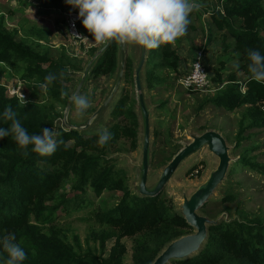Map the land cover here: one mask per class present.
<instances>
[{"label": "trees", "instance_id": "1", "mask_svg": "<svg viewBox=\"0 0 264 264\" xmlns=\"http://www.w3.org/2000/svg\"><path fill=\"white\" fill-rule=\"evenodd\" d=\"M201 1L198 0L201 6L189 14V21L192 15L209 11L214 30L226 29L233 39L231 51L239 59L235 63L236 70L243 74L241 81L234 72L223 75L226 67L221 61V66L210 76L211 81L218 84L217 91L206 100L226 111L240 109L238 141L245 130L264 127V81L251 79L246 56L248 49H258L264 55L263 0H216V8ZM36 3L38 14L72 8L64 0H36ZM235 19L240 20L238 25L234 24ZM189 23L187 27L193 29L194 25ZM78 26L91 38L80 23ZM19 32L17 27L8 29L0 14V64L11 69L37 100L30 98L20 105V98L15 94L8 96L5 86L0 84V112L5 106H11L30 134L51 128L58 133L55 138L60 143L51 155H39L31 150V145L18 146L11 134L0 138V236L15 235L14 242L27 254L22 264H123L126 252L123 237L132 238V264H150L166 242L189 233L191 226L172 208L170 201L161 196L162 192L156 196L132 193L125 174H120V169H115L105 156L107 147L120 137L129 138L131 147H136L137 122L132 104H127V94L116 101L112 113L123 115L129 124L109 126L112 138L103 146L96 143L99 130L88 136L83 129L57 126L55 120L62 116V111L57 110L56 105H65L68 101L71 95L68 82L72 73L82 70L80 62L72 61L64 52L56 57L49 53V48L39 42L44 38L42 30L32 32L33 36L26 32L17 38ZM88 49L92 55L97 50L94 46ZM152 57L148 76H152L157 67L178 69L179 55L172 43L157 47ZM118 68L119 42L112 40L90 66L87 78L107 75L115 78ZM131 70L133 76L131 59L126 56L123 77H129ZM50 73L56 78L48 83L44 77ZM153 77L159 82L164 80V76ZM151 84L149 77L148 86ZM9 124L10 121L0 117V127L6 128ZM39 161L50 169H42ZM235 163L242 168H262L246 152L238 154ZM69 181L73 190L83 191L89 186L97 196L104 190L121 193L115 205L93 213L100 228L92 230L90 236L98 245L82 249L77 242L78 248H75L54 225L55 211L68 201L65 186ZM233 197L228 193L222 201ZM113 236L114 243L106 252L105 243ZM5 257L6 253L0 248V264H4ZM169 264H264V219L258 216L246 217V220L233 218L210 225L206 240L196 254L173 259Z\"/></svg>", "mask_w": 264, "mask_h": 264}, {"label": "rangeland", "instance_id": "2", "mask_svg": "<svg viewBox=\"0 0 264 264\" xmlns=\"http://www.w3.org/2000/svg\"><path fill=\"white\" fill-rule=\"evenodd\" d=\"M201 3L217 7L216 0H202ZM262 4L264 6V0ZM36 7L37 3L33 0H0V14L4 16V24L8 29L14 27L19 29L20 32L16 35L17 38L26 32L33 36L34 33L32 32H36L37 29L42 30L44 38L40 39L39 42L49 48V53L54 54L53 56L56 57L60 52H64L72 61L80 62L82 70L72 73L71 80L68 82L69 92L72 94L92 53L87 48L86 52L82 54L81 51L84 50L80 46L77 49L70 46L60 13L52 10L48 14H38ZM189 22H192L194 28L187 27L185 34L172 43L179 59H181V55L182 57L191 58L192 53L194 55L196 50L201 49L204 51L203 62L209 70L210 76L213 75L216 67L221 66V61L224 62L226 67L223 75L229 72H234L237 75V70L233 65L238 63L239 59L232 54L233 39L227 33V30H214L209 11H201L200 14L192 15ZM239 23L240 20L235 19L234 24L238 25ZM90 43H92L91 40ZM226 44L227 48H225ZM94 47L97 48V46ZM126 48V56L131 59L134 69L139 50L137 45L133 43H126ZM155 51H157V48L146 49L147 59L141 71L144 95L150 109L149 174L153 175L151 176L153 178L163 165L169 161L171 155L191 139V134H200L205 130L215 129L226 139L232 160L225 178L217 185L204 205L197 210V213L217 223L233 218L246 220V217L250 219L258 216L264 219V127L245 130L242 133V139L237 141L236 132L240 109L230 112L206 101L207 98L215 95L218 84L211 81L213 87L207 92L186 90L177 82L183 71L180 68L172 71L157 67L150 74L152 76H148L147 71L151 68L152 56ZM153 75L164 76V80L159 82ZM149 77L150 82H152L151 86H148ZM237 77L240 81L243 80V74L240 71ZM114 80L113 75L103 76L99 79L86 77L78 94L87 95L90 106L83 113L77 114L74 105H71L67 121L73 125L83 124L103 102ZM0 84L5 86L8 96L15 94L19 98L21 96L24 101L30 98L37 100L30 93V90L13 75L12 70L4 64H0ZM241 90L244 91L245 87L243 86ZM126 94L127 104H132V112L135 115L137 104L132 70L129 77L124 78L122 76L118 90L102 110L99 118H96L92 125L90 124L83 129L88 136L101 128H108L114 123L129 124L123 115H113L112 113L116 101ZM68 101L65 105H56V109L62 111V116L55 120L57 126L64 128L69 126L63 116ZM138 118L134 117L137 122L135 126L137 132L136 147H131L129 138L120 137L113 144H110L105 152L106 158L113 164V167L117 170L120 169V174H125V182L134 194H137L134 190V181L137 175L135 164L140 161ZM242 152H246V155L252 157L262 168L259 167L257 170H253L237 165L235 161L238 154ZM212 162L213 159L208 150L203 148L191 154L184 162L179 164L175 170L176 173L168 180L161 191V196L170 201V205L175 211L180 212L184 196L191 194L200 184ZM38 165L42 169H50V166L48 168L42 161H39ZM150 175L149 179H151ZM65 191L68 201L60 205L55 211L54 225L61 229L65 240L75 248H78L76 247L77 242L82 249H86L88 245H98L90 236L92 230L100 228V224L93 213L100 208L115 205L121 193L117 190H104L97 196L89 186H86L83 191L73 190L70 188V181L66 184ZM228 193H232L234 197L231 200L222 201V198ZM227 206L228 209H225ZM193 231L194 228L191 227L189 233ZM170 241L166 242L165 245ZM122 242L126 246L123 264H132V238L123 237ZM113 243L114 236L106 241V252ZM196 253L195 251L192 255Z\"/></svg>", "mask_w": 264, "mask_h": 264}, {"label": "clouds", "instance_id": "3", "mask_svg": "<svg viewBox=\"0 0 264 264\" xmlns=\"http://www.w3.org/2000/svg\"><path fill=\"white\" fill-rule=\"evenodd\" d=\"M64 3L77 10V19L96 43L103 45L115 40L121 44L133 43L145 49L173 43L184 35L189 14L201 6L198 0H64ZM246 56L251 79L264 81V55L258 49H248ZM233 67L238 68V65L234 64ZM55 78L51 73L44 77L48 83ZM24 102L20 96V105ZM69 103L74 105L77 114L83 113L90 106L89 97L78 93L69 96ZM0 117L10 121L8 127H0V138L11 134L21 148L31 145L33 152L51 155L60 143L55 138L58 133L51 128L30 134L11 106H5ZM97 136L96 143L103 146L112 138V133L107 128H101ZM15 239L12 233L0 236V248L6 253L4 264H22L27 257L24 248L14 242Z\"/></svg>", "mask_w": 264, "mask_h": 264}, {"label": "water", "instance_id": "4", "mask_svg": "<svg viewBox=\"0 0 264 264\" xmlns=\"http://www.w3.org/2000/svg\"><path fill=\"white\" fill-rule=\"evenodd\" d=\"M112 40L97 48L96 52L84 66L81 77L74 93H79L87 77L90 66L105 50ZM139 50L138 58L134 65L133 77L136 94L137 116L139 117V141L140 161L135 164L137 175L134 181V190L141 196H156L161 193L165 184L176 173V168L184 162L191 154L203 148L208 150L213 162L204 179L188 196H184L180 214L185 221L194 228L192 233L181 235L167 243L154 257L150 264H169L173 259H182L198 252L206 240L208 227L217 224L216 221L197 213V210L204 205L212 195L217 185L225 178L232 157L229 153V146L224 136L215 129H208L200 134H191V139L184 143L170 158L168 162L152 178L149 174L150 165V109L146 102L145 92L142 84V67L146 61V49L137 45ZM126 44L119 42V68L112 87L105 96L103 102L92 112L83 124L73 125L67 121V115L71 107L69 101L64 111V120L69 125L68 129H85L100 115L107 106L110 99L117 91L123 76L126 55ZM134 168V167H132ZM149 175L151 179H149Z\"/></svg>", "mask_w": 264, "mask_h": 264}, {"label": "built area", "instance_id": "5", "mask_svg": "<svg viewBox=\"0 0 264 264\" xmlns=\"http://www.w3.org/2000/svg\"><path fill=\"white\" fill-rule=\"evenodd\" d=\"M58 12L64 19L65 32L70 46H74L75 49L80 46L84 50L81 51L82 54L91 46H97V48L101 46L79 29L78 24L80 20L76 17V9L64 8L60 11L58 10ZM90 40L92 43H90ZM203 56V50H196L190 62L189 70L178 77L177 82L184 89L207 92V90L213 87L209 70H207L203 62Z\"/></svg>", "mask_w": 264, "mask_h": 264}, {"label": "crops", "instance_id": "6", "mask_svg": "<svg viewBox=\"0 0 264 264\" xmlns=\"http://www.w3.org/2000/svg\"><path fill=\"white\" fill-rule=\"evenodd\" d=\"M33 1L36 2V0H33ZM36 9H38V6L36 7ZM56 13H59V12H56ZM193 56H194L193 53L191 55V58H187V56L182 57V55H181V57H180L181 59H179L180 63H179V67H178V69L180 68L183 70L181 74H183L189 70L190 62L193 59ZM205 58H206V55H205ZM206 65H207V63H206ZM238 73L239 72H237V75H238Z\"/></svg>", "mask_w": 264, "mask_h": 264}, {"label": "flooded vegetation", "instance_id": "7", "mask_svg": "<svg viewBox=\"0 0 264 264\" xmlns=\"http://www.w3.org/2000/svg\"><path fill=\"white\" fill-rule=\"evenodd\" d=\"M135 116L138 117V116H137V112H136ZM138 124H139V122H138Z\"/></svg>", "mask_w": 264, "mask_h": 264}]
</instances>
